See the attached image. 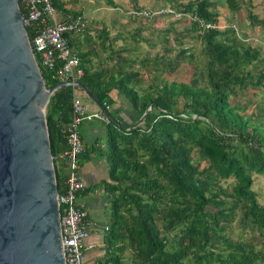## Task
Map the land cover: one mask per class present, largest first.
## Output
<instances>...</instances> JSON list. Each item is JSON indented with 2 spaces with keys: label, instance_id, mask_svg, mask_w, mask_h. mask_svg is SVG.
<instances>
[{
  "label": "trees",
  "instance_id": "16d2710c",
  "mask_svg": "<svg viewBox=\"0 0 264 264\" xmlns=\"http://www.w3.org/2000/svg\"><path fill=\"white\" fill-rule=\"evenodd\" d=\"M244 1L224 0V5L232 18L242 9L247 25L263 26L252 0L246 9ZM212 5L211 0L167 4L190 16L174 19L188 25L174 39L194 36L201 43L203 74L187 83L157 86L153 81L149 90L139 92L137 72L122 67L128 63L93 68L87 54L76 55L82 70L77 82L107 107L114 91L137 114L127 127L110 119L104 125L107 181L100 185L108 213L103 253L93 264H264V205L252 189V175H264V107L255 103L246 114L238 100L248 88L264 90V69L254 74L249 69L264 63V52L238 41L235 26L220 24ZM25 30L30 41V28ZM96 33V40H107L104 28ZM36 63L45 89L58 83ZM73 95L91 102L80 88L65 87L45 105L53 158L66 148L61 131ZM87 153L85 149L79 159ZM193 153L205 167L193 161ZM52 166L60 193L66 165L53 159ZM226 180L232 183L222 185ZM232 223L238 230L234 236L228 231Z\"/></svg>",
  "mask_w": 264,
  "mask_h": 264
},
{
  "label": "water",
  "instance_id": "95a60500",
  "mask_svg": "<svg viewBox=\"0 0 264 264\" xmlns=\"http://www.w3.org/2000/svg\"><path fill=\"white\" fill-rule=\"evenodd\" d=\"M65 87L80 88L118 122L79 82L44 88L17 0H0V264H64L44 117L51 94Z\"/></svg>",
  "mask_w": 264,
  "mask_h": 264
},
{
  "label": "built area",
  "instance_id": "2783aa9c",
  "mask_svg": "<svg viewBox=\"0 0 264 264\" xmlns=\"http://www.w3.org/2000/svg\"><path fill=\"white\" fill-rule=\"evenodd\" d=\"M19 1L23 11L22 24L30 28L32 37L29 44L35 60L37 59L40 66L49 71L52 80L58 83L77 82L82 70L78 65V58L71 53L65 36L82 33L86 27L85 19L76 15L61 21L55 20L51 0ZM126 15L131 21L140 19L149 21L159 15H168L174 19L190 18L169 7L131 9ZM205 28H214V26L205 25ZM101 105L108 111L106 105ZM70 109L69 120L61 131L66 148L54 158L51 157V160L58 159L64 161L66 165L62 191L57 193L64 264H88L84 261L85 252L94 246L87 244L86 239L94 225L89 220L86 210L77 202L78 194L84 189L79 177V156L84 151L79 126L83 120L90 118L100 120L105 125L109 123V118L101 110L98 113H87L84 104L76 95L71 99ZM105 230L106 226L103 227V231Z\"/></svg>",
  "mask_w": 264,
  "mask_h": 264
},
{
  "label": "crops",
  "instance_id": "0c3cea01",
  "mask_svg": "<svg viewBox=\"0 0 264 264\" xmlns=\"http://www.w3.org/2000/svg\"><path fill=\"white\" fill-rule=\"evenodd\" d=\"M178 3H185L182 0H171ZM164 2L167 3L166 0ZM138 4V3H137ZM130 5V6H129ZM118 5H107L105 0H55L54 6V19L64 20L69 16H82L86 21L87 18H100L102 15L108 17L109 23L105 31L107 32V40H96V31L91 39L89 35L93 33L92 30L86 29L82 34H68V47L71 53L87 54L88 62L94 68L101 65L104 69L113 67L114 62H122L130 64L133 60H138L137 53L143 51L140 43L143 40H134L130 45L125 40V35L132 30L135 34L142 36L139 33L141 28L136 26L137 22L143 20L131 21L126 12L134 9V5L129 2L122 7ZM139 6V5H138ZM139 8V7H135ZM177 21H172L175 23ZM220 23H224L219 19ZM137 27V28H136ZM182 31V30H181ZM147 41V40H145ZM144 41V42H145ZM105 43V46L103 45ZM104 62H111V65H106ZM116 63V65H117ZM126 65V64H125ZM127 66V65H126ZM127 69V67L122 66ZM77 96V95H76ZM81 102L84 104L87 113H98L100 109L93 103L80 97ZM110 98L112 103L108 107V112L115 118L121 126L127 127L136 118L137 114L132 110L127 101L121 100L114 91L111 92ZM79 134L84 146V150L88 149L87 157L79 159V177L83 183L84 189L78 194L77 202L83 206L87 212L90 221L93 222L94 227L86 239L87 244H92L94 247L85 252L84 261L88 264H93L95 260L103 253V227L106 222L104 221V211L106 207L105 196L102 191L101 182L107 181V165L104 158L105 146V130L104 124L97 119H85L79 126ZM66 169L61 170V176L64 178ZM62 187V182H61Z\"/></svg>",
  "mask_w": 264,
  "mask_h": 264
},
{
  "label": "rangeland",
  "instance_id": "374dc122",
  "mask_svg": "<svg viewBox=\"0 0 264 264\" xmlns=\"http://www.w3.org/2000/svg\"><path fill=\"white\" fill-rule=\"evenodd\" d=\"M169 5L177 3L171 2V0H166ZM187 0H182L185 2ZM248 0L244 1V5L248 6ZM134 5V7L140 8H150L156 9L158 7H168L164 0H112L114 5L117 7H122L127 3ZM214 5H212V10L216 11L220 20H223L225 26H230L233 28L235 26V34L239 38L240 42L249 44L251 46H259L262 52H264V25L263 26H249L244 20V11L240 10L239 14L232 18L230 12L226 9L224 5V0H211ZM138 3V4H137ZM252 4L255 6L253 9L255 14L259 17H264V0H252ZM139 5V6H138ZM247 5V6H246ZM130 6V5H129ZM173 17L168 15H159L151 18L149 21L143 20L137 23L136 26L141 28L139 33L142 36L135 34V30L131 31L125 35V40L131 45L134 40H143L140 46L143 51L137 53L138 60H133L127 67L130 71H135L138 74V84L137 89L139 92H144L149 90L154 85L159 86L162 82H189L191 78L196 75L203 74V63L204 57L201 54V43L200 41L192 36V39H174L176 33H181V30H187L188 25L185 22H175ZM133 22V21H132ZM109 23L108 17L102 15L100 18H87V28L92 30L93 33L89 35L91 39H94V31H98L102 28L106 29ZM222 24V23H220ZM222 24V25H223ZM137 28V27H136ZM82 34V33H80ZM147 40V41H145ZM145 41V42H144ZM180 49L186 50L184 56H179L178 51ZM178 54V55H177ZM192 56V57H189ZM147 60V63H144ZM103 63H106L103 61ZM106 65H111L106 63ZM173 68V69H171ZM250 71L256 73L258 70L264 69V63H257L255 66L249 67ZM264 90L255 91L248 88L247 91L241 95L238 100L245 107L244 113L248 114L254 111L255 103L261 104L264 107ZM121 100L124 98L121 97ZM260 118L264 121V112L261 113ZM193 161L199 162L200 168L205 167L204 161L196 157V154H192ZM253 185L252 189L256 192L258 196V202L264 205V175H252ZM232 183L231 180L221 181V184L226 186ZM104 211V221L106 222V216L108 213V208L105 207ZM230 233L235 235L238 230L235 228V223L231 224V228L228 229ZM245 235V234H243Z\"/></svg>",
  "mask_w": 264,
  "mask_h": 264
}]
</instances>
